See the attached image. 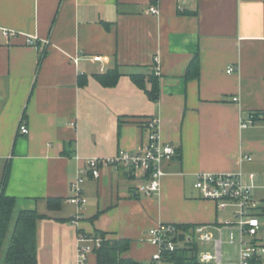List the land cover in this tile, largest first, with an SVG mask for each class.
I'll return each mask as SVG.
<instances>
[{
  "label": "crops",
  "instance_id": "obj_1",
  "mask_svg": "<svg viewBox=\"0 0 264 264\" xmlns=\"http://www.w3.org/2000/svg\"><path fill=\"white\" fill-rule=\"evenodd\" d=\"M0 28L21 33L6 40L0 30V181L8 167L13 217L23 209L44 215L36 221L38 264H76L82 231L127 238L124 255L142 261L154 251L150 227L217 223L215 203L194 187L200 172L240 171L264 201V0H0ZM194 54L198 74L185 77ZM115 67L114 86L95 78ZM152 71L157 101L129 76ZM251 113L255 122L241 128ZM151 117L176 148L160 163L159 192H138L143 177L105 165L83 180L86 203H69L83 165L76 154L133 150ZM48 197H60V206L50 209Z\"/></svg>",
  "mask_w": 264,
  "mask_h": 264
},
{
  "label": "built area",
  "instance_id": "obj_2",
  "mask_svg": "<svg viewBox=\"0 0 264 264\" xmlns=\"http://www.w3.org/2000/svg\"><path fill=\"white\" fill-rule=\"evenodd\" d=\"M148 10L157 14L155 5ZM6 40L21 34L18 31L0 28ZM26 35V43L35 45V36ZM157 70V67H156ZM233 70L232 66L227 72ZM237 101V97L232 98ZM255 116L251 113L246 118H240L241 128L251 126L255 122ZM19 132L28 133L25 124H19ZM146 141L133 150L119 149L112 156H80L83 165L79 167L78 175L69 184L71 194L67 201L79 208L86 203L83 194L82 182L89 174L97 178L100 168L105 165L124 166L136 177L145 180L137 185V191L145 195H153L159 192L163 171L160 163L169 159L176 153L175 146L162 141L158 134V120L151 117L145 123ZM246 159H251L246 156ZM252 177V174L250 175ZM194 187L203 199L213 201L216 209L227 207L233 209L232 219H226L222 223L211 226L205 224H193L181 226L175 223L160 222L147 230L145 239L154 247L151 255L138 264H264V201L257 200L251 186L242 181L240 171L233 172H200L196 176ZM216 230L218 236L211 231ZM229 230V243L238 245L237 260L224 262L222 253V232ZM99 236H87L79 233L76 238V264H88V257L94 253L100 245ZM209 246L212 251L200 250V246ZM180 249L186 250L187 260L180 262L177 253Z\"/></svg>",
  "mask_w": 264,
  "mask_h": 264
},
{
  "label": "trees",
  "instance_id": "obj_3",
  "mask_svg": "<svg viewBox=\"0 0 264 264\" xmlns=\"http://www.w3.org/2000/svg\"><path fill=\"white\" fill-rule=\"evenodd\" d=\"M41 58V57H40ZM198 55L194 54L189 61L185 77L198 74ZM121 72L117 67L109 69L104 73L96 74L95 78L103 86H114ZM131 80L140 88L144 89L148 98L157 101L159 94V78L152 71L145 75L142 73H130ZM146 81L150 87H146ZM255 118L257 114L252 113ZM8 179V167H6L0 181V264H38L36 246V221L44 215L33 209H23L13 217L12 209L14 197L5 193V186ZM60 197H48L47 206L50 209L60 206ZM181 226H192L182 225ZM82 234L91 236L82 231ZM93 236L101 238L100 245L95 248L96 264H138L139 261L125 256L128 251L130 240L127 238H116L109 236L104 231H96ZM186 250L180 249L177 259L180 262L187 260Z\"/></svg>",
  "mask_w": 264,
  "mask_h": 264
},
{
  "label": "rangeland",
  "instance_id": "obj_4",
  "mask_svg": "<svg viewBox=\"0 0 264 264\" xmlns=\"http://www.w3.org/2000/svg\"><path fill=\"white\" fill-rule=\"evenodd\" d=\"M232 211L233 209L230 207H227L225 209L217 210L216 212V220L218 223L224 222L226 219H232ZM212 231V229H211ZM215 236H218V232L213 229L212 231ZM229 230H223L222 232V253H223V260L224 262H235L237 260V251H238V245L236 242L229 243ZM200 250H209L212 251V249L209 246H200ZM89 259V257H88Z\"/></svg>",
  "mask_w": 264,
  "mask_h": 264
}]
</instances>
